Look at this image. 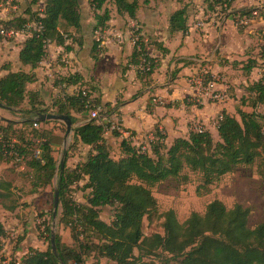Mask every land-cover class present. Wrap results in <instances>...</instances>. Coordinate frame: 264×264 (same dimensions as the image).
<instances>
[{
	"label": "trees",
	"instance_id": "trees-1",
	"mask_svg": "<svg viewBox=\"0 0 264 264\" xmlns=\"http://www.w3.org/2000/svg\"><path fill=\"white\" fill-rule=\"evenodd\" d=\"M87 1L96 22L94 30L104 29L110 20V12L105 8L109 0ZM111 1L118 15L135 19L138 0ZM232 3L233 0H215L214 6H225L229 11ZM253 12L256 11L244 10L238 14L241 18L253 21L259 17V11L256 15ZM227 14L232 16L233 12ZM27 15L28 19L16 17L0 20V29L23 32L27 21L35 24L36 28L20 44L18 53V62L31 70L43 61L48 45L54 43L70 50L65 41L81 28L79 0H45L40 13L28 10ZM61 27L64 31L60 30ZM69 29L74 32L71 33ZM187 30V10L183 7L170 16L169 31L185 34ZM99 44L94 41L93 52H96ZM143 59L150 64L146 73L149 77L156 68V62L147 57L146 45L140 41L134 47L132 64L144 66ZM255 66V62L248 61L242 70L249 74ZM34 80L31 71L13 72L9 64L0 65V109L12 113L25 112L35 117L46 113L65 115L72 124L77 121L72 111L76 114L87 111L81 91L64 97L62 101H55L54 111L43 108L44 103L38 94L26 90V86ZM64 81L72 82L71 77ZM246 92L248 96L244 100H250L252 109L261 107V113L239 109L236 110L238 120L222 112L217 122L216 138L209 131H191L187 138H177L169 146L163 142V135L155 129L158 141L144 153L129 140L122 139L119 154L113 157L101 123L108 112H103L100 119L88 117L87 121L72 130V143L89 146L91 150L86 159L72 171H65L64 168L58 171L57 182L61 205L60 224L69 227L74 241L81 238L78 250L63 246L56 234L57 256L51 253L48 244L45 251L29 249L19 262L15 259L5 260L2 251L6 231L0 223V264H84V256L91 253L96 256L92 264H103L98 259H106L112 264H264V223L249 227L248 211L241 205L236 204L227 209L222 202L214 200L207 205L203 215L192 213L183 223H179L172 210L158 213L157 201L151 192L155 186L177 179L184 171H188L200 176L201 185L196 188V193L201 195V190L207 191L209 186L236 168L254 164L264 183V74L258 81L248 85ZM95 101L97 106L107 107V104L101 106L98 99ZM24 103L27 108L22 110ZM240 103L244 104L243 99ZM44 123L33 120L0 122V162L14 161L16 155L36 180H42L43 186H50L56 171L52 135L35 128ZM17 124L34 127L38 142L25 137L22 130L16 129ZM111 134L116 138L119 136L115 130ZM12 141L13 148L7 146ZM81 181L85 182L83 190L87 193L84 203H76L66 197V192L73 183ZM19 206L14 198L12 184L0 180V207L12 213ZM105 206L115 207L111 223L100 219L101 209ZM144 218L150 222L162 219L160 226L163 234L145 235ZM46 231L50 234V227Z\"/></svg>",
	"mask_w": 264,
	"mask_h": 264
},
{
	"label": "crops",
	"instance_id": "crops-1",
	"mask_svg": "<svg viewBox=\"0 0 264 264\" xmlns=\"http://www.w3.org/2000/svg\"><path fill=\"white\" fill-rule=\"evenodd\" d=\"M183 7L187 10L188 30L185 34L170 33L169 18ZM255 8L260 10L263 14L261 19L264 20V4ZM203 9L204 7L186 0H144L139 2L135 19L120 16L115 9L112 14L110 13V20L101 30L102 41H99L98 47L102 49L98 50L97 47L99 52L97 55L93 54L96 55L95 58L90 56L93 49L91 39L95 41L99 33L94 30L95 22L92 21L91 35H84L89 42L84 39L82 41L80 38L82 35L78 34L76 41L72 39L65 41L66 47L70 50L54 43L48 45L45 58L34 70L18 62L23 37H20L17 44L0 52V54L3 52V58L7 60L0 65L9 64L13 72L22 70L29 73L31 71L35 80L26 86V90L37 93L44 103L42 107L47 109L49 106V111L55 110L53 107L55 101H62L64 97L73 96L80 83L92 77L98 89L96 93L101 106L107 104V107H103L102 110L108 113L107 116H103L101 123L105 128L104 138L114 149L116 156L119 154V143L122 139L129 140L132 145L137 146L147 142L150 136H155V129L163 135V142L167 146L177 138H187L189 132H195L198 128L209 131L213 138H216L217 122L222 112L236 116V106L248 112L247 107L240 105L243 96L245 98L248 96L246 90L237 96L235 93L239 88L233 84L240 81L247 88L251 84L249 77L254 68L246 74V79H243L242 62L250 57L247 55L248 57L241 59L231 56L228 53V46H222L226 43H220L225 40V37L221 39V32L218 34L219 41H217L216 49L211 51L215 41L211 23L204 24L202 33L198 32L194 24L204 15L201 14ZM227 18V20L222 19L225 20L226 26L231 23V16ZM0 20L6 19L0 18ZM133 25H138L140 41L146 45L147 57L156 62V68L149 77L141 73V65L132 64L134 45L131 27ZM226 39L229 40V37L226 36ZM9 53L10 56H7ZM201 70L211 76L215 90L231 92V87H234V93L229 92L230 97L226 101H211L205 93L206 84L210 80L205 79L201 85L195 82L194 76ZM68 77H71L72 82L64 81ZM215 79L216 83L213 81ZM49 102L50 105H48ZM71 114L77 120L72 124L73 129L88 120L86 112L76 114L72 111ZM3 120L17 122L4 117L0 118V122ZM58 123L56 126L60 127V122ZM39 126L42 124L36 125L35 128L39 129ZM111 127L117 129H111ZM112 130L119 134L117 138L112 136ZM52 131V136L57 135L55 129ZM51 147L53 149L52 144ZM81 147L86 154L91 150L89 146L81 145ZM21 246L19 259L29 250L23 249V244Z\"/></svg>",
	"mask_w": 264,
	"mask_h": 264
},
{
	"label": "rangeland",
	"instance_id": "rangeland-1",
	"mask_svg": "<svg viewBox=\"0 0 264 264\" xmlns=\"http://www.w3.org/2000/svg\"><path fill=\"white\" fill-rule=\"evenodd\" d=\"M45 0H15L11 6H7L4 0H0V18L12 20L16 17H22L28 19L27 11L30 10L33 13H40L43 9ZM140 3L144 0H138ZM163 1V0H162ZM169 1V0H167ZM182 1V0H181ZM194 5H199L204 7L200 17V20L195 21V27L199 33H202L204 24L211 23L210 27L213 29V35L215 37L214 44L211 47V51L216 49V44L219 41L218 34L221 32V39L225 37V40L220 43H226L222 46L228 48V53L231 56L238 58H246L242 62L243 65H247L248 61L255 62L256 66L249 77L251 83L257 80L264 74V20H262V13L259 11V17L255 20H250L245 22L239 21V11L242 10H254L257 12L255 7H259L260 4H264V0H233L231 5V10L225 9V6H214L215 0H186ZM191 5V4H189ZM211 7V8H210ZM105 8L112 14L114 7L112 1L109 0L105 5ZM194 10V9H193ZM231 23L227 26L224 25L225 20H227V13L232 12ZM196 11L200 12L196 9ZM79 12L81 15L82 26L79 32H74L72 29L68 30L73 33V41L78 38L76 35L81 34V40L88 39L84 35H91L92 21L95 22L93 16V11L89 7L87 0H79ZM225 20L223 21L222 19ZM223 21V22H221ZM241 22V23H240ZM197 23V24H196ZM245 23V24H244ZM96 24V22H95ZM94 24V27H95ZM138 26V25H137ZM135 25V27H137ZM221 26V29H220ZM23 35L17 37H0L3 42L0 44V52L7 49L11 45L17 44L20 37L24 39L29 36L30 32L33 31L36 26L34 23L27 21L23 27ZM133 29V28H132ZM64 31L63 28H60ZM99 33V38L101 40V30L97 31ZM95 36V33H92ZM84 36V38H83ZM229 37V40L226 39ZM70 39V40H71ZM92 44L94 39H91ZM102 41V40H101ZM227 45V46H226ZM101 50V47H98ZM93 52L91 50L90 56L95 58L99 51ZM10 52V51H9ZM96 54V55H93ZM10 56V53L7 56ZM248 55V56H247ZM251 57H254L251 59ZM7 61L3 58V52L0 54V63ZM6 63V62H4ZM238 66V63L236 67ZM88 70V69H87ZM141 73L145 74L147 72L140 70ZM243 79H246L245 71L242 72ZM201 77V82L210 80L211 76L206 71L198 72L194 78L195 82L198 83ZM217 77V76H216ZM215 83L217 80H213ZM57 82V80H56ZM222 84L225 82L220 81ZM200 83V82H199ZM241 83V84H240ZM238 87L239 90L235 93L237 96L241 95L243 90L246 88L242 82L238 81L233 84ZM242 85V86H241ZM250 85V84H249ZM243 87L245 89H243ZM225 89V88H224ZM86 91L89 97L93 99H98L96 90L97 86L92 77L80 83L79 88L75 91L74 95L78 94L79 91ZM234 91V87H231V92ZM223 93L226 97H230V90L219 91ZM230 92V93H229ZM234 93V92H233ZM244 104H240L242 107H247L248 112L261 113V107H256L252 109L250 107V100H244ZM53 101V100H51ZM51 103L49 102L48 105ZM27 108L26 103L21 106L22 110ZM48 110L50 107L48 106ZM236 110H239V106H236ZM103 114V110L98 112V119L100 115ZM235 116V115H234ZM12 119L17 122H23L25 120L35 121V115L27 114L25 112H9L0 109V118ZM89 117V115H88ZM237 119L239 117L236 115ZM51 123V124H49ZM58 122H46L39 126V129H46L52 135V130L57 131V135L51 136V144L53 145V157L56 161V171L55 176L52 180V185L43 186L42 180H36L32 172L27 170L24 162H0V180L8 181L13 186V194L16 201L19 203V207L12 213L3 210L0 207V223L3 225L6 234L3 239V251L2 255L8 260H14L20 258L19 249H36L40 251H45L49 244L50 234L46 231V228L50 227V231H54L55 234L59 235L60 242L63 246L77 251L79 247V241H74L72 239V234L69 227H64L60 224L61 215V205L58 206V214L54 219L52 216V206H53V192L54 189H58V171L64 168L65 171H72L78 164L85 160L86 153L82 150L81 145L72 143V133L68 137L66 143L64 144V134L65 126L60 123V127L56 126ZM59 124V123H58ZM47 126V128H45ZM16 129H20L25 133V137L30 139L32 142L37 143L39 137L34 134L35 128L22 127L20 124L15 126ZM51 127H53L51 129ZM262 127L264 124L262 122ZM109 128V127H107ZM107 130V129H106ZM113 145V144H112ZM114 148L116 146L113 145ZM34 146L31 148V154ZM112 156H116L114 149H111ZM186 178V180H184ZM84 181L73 183L66 192V197L70 198L76 203H84L85 195L87 191L83 190ZM201 185V178L198 174H193L188 171H184L182 176L177 179H172L165 181L157 186H155L151 192L157 201L158 213H165L168 210H172L176 216L179 223H183L192 213H197L203 215L207 205L218 200L224 204L227 209H231L234 205L239 204L244 209L248 211V225L253 228L254 226L264 223V183H262L260 177L256 172V164L252 166H241L236 168L233 172L220 178L219 181L209 186L206 190H201V195L196 193V188ZM115 213V207L105 206L101 209L100 219L106 223H111L113 220V215ZM162 219H155L153 221H148L143 219V232L145 235L150 234H163L161 228ZM19 252V253H18ZM18 253V254H17ZM137 255V251H135ZM84 264H92L95 261L94 253L86 254ZM101 263H111L106 259H98ZM70 263H73L72 261ZM170 264H175L171 262Z\"/></svg>",
	"mask_w": 264,
	"mask_h": 264
},
{
	"label": "built area",
	"instance_id": "built-area-1",
	"mask_svg": "<svg viewBox=\"0 0 264 264\" xmlns=\"http://www.w3.org/2000/svg\"><path fill=\"white\" fill-rule=\"evenodd\" d=\"M15 0H4V3L7 5V6H11V4L14 2ZM253 15H256V12H253ZM239 21L241 22H245L247 23V19L246 18H241L239 17L238 19ZM240 22V23H241ZM244 23V24H245ZM133 28V29H132ZM131 38H132V43L135 47V45L140 42V36H139V30L137 27H135V25H133L131 27ZM24 32H17V31H14V30H9V31H6L4 29H0V36L1 37H7V38H11V37H17V36H20V35H23ZM95 41L96 42H99L100 39L98 37V35H96L95 37ZM48 47V46H47ZM142 63H144V66L141 65V70L145 71V72H148L149 71V63L143 59L142 60ZM199 81L198 83L201 85L202 82H201V77H198ZM205 93L208 95V97L210 98L211 101L213 102H223L225 101L226 97L223 93L217 91L214 89V83L212 81L208 82L206 84V87H205ZM81 95L82 97L85 99V109L87 110L86 113L89 115V118L90 119H98V112L101 110V107L100 106H97L96 105V101L95 99L91 98L88 96V94L86 93V91H81ZM221 119V116L219 117L218 121ZM111 129H117L115 127H111ZM195 132H202V129L201 128H198L196 129ZM262 133L264 134V128L262 130ZM131 138V137H129ZM0 139H1V136H0ZM158 141V138H156V136H150L147 140V142L145 143H141V144H138L136 147L137 149H139L140 152L144 153V152H148L150 150V147L152 144H154L155 142ZM13 143L14 141H12L10 144H8L7 146L13 148ZM39 152L37 151L36 154H38ZM16 162L19 161V159L17 158V156L15 155V160ZM6 258V257H5ZM5 260H8V259H5ZM17 262H19L20 259H15Z\"/></svg>",
	"mask_w": 264,
	"mask_h": 264
},
{
	"label": "water",
	"instance_id": "water-1",
	"mask_svg": "<svg viewBox=\"0 0 264 264\" xmlns=\"http://www.w3.org/2000/svg\"><path fill=\"white\" fill-rule=\"evenodd\" d=\"M1 106V105H0ZM36 122H60L65 126V134H64V144L66 143L68 137L72 133L73 125L68 116L65 115H56V114H51V113H46V114H38L35 118ZM62 169V166H61ZM58 206H59V191L58 189H54L53 192V206H52V216L55 219L57 214H58ZM55 232L52 230L50 232V237H49V246L51 249V253L54 256H57V247H56V242H55Z\"/></svg>",
	"mask_w": 264,
	"mask_h": 264
}]
</instances>
